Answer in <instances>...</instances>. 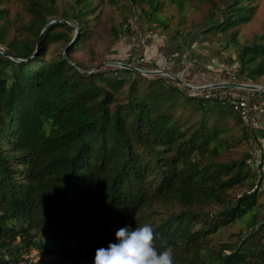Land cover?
<instances>
[{"label": "trees", "instance_id": "obj_1", "mask_svg": "<svg viewBox=\"0 0 264 264\" xmlns=\"http://www.w3.org/2000/svg\"><path fill=\"white\" fill-rule=\"evenodd\" d=\"M3 1L0 264H26L33 252L70 261L83 248L94 264L96 250L117 242L119 228L145 223L158 250L161 239L173 247L174 264H264V233L257 242L249 234L217 250L210 244L245 218L258 233L264 230V156L257 165L249 153L219 160L234 128L262 149L264 127L245 125L230 107L166 76L141 75L138 64L78 71L85 69L73 55L93 38L102 16L93 0L62 6L25 0L27 20L14 35ZM128 2L148 19L162 7L160 0ZM255 2H211L203 33L221 36L224 49L236 50L242 79L259 84L264 33L251 43L238 41ZM112 34L117 40L118 31ZM57 47L63 52H54Z\"/></svg>", "mask_w": 264, "mask_h": 264}, {"label": "rangeland", "instance_id": "obj_2", "mask_svg": "<svg viewBox=\"0 0 264 264\" xmlns=\"http://www.w3.org/2000/svg\"><path fill=\"white\" fill-rule=\"evenodd\" d=\"M162 7L157 17L149 19L141 16L128 0H118L112 4L110 0H93L98 11H101L99 25L94 29L93 38L73 55L86 72L96 70H112L141 64L140 70L167 71L176 75L189 86L203 87L213 81H227L231 70L236 67L237 53L234 48H223L221 36L204 34L205 20L211 11V2L221 7L223 0H160ZM71 0H60V5ZM25 0H4L2 8L8 11V21L11 27L10 35L20 30L27 20L24 10ZM180 3V5H178ZM256 12L250 23L240 26L238 41L241 45L258 40L264 33V0L255 2ZM147 9V6H144ZM218 15V9L213 10ZM163 23V26L160 25ZM203 26V27H202ZM112 28L119 33L115 40ZM130 28V32H126ZM264 42V40L262 41ZM54 52H63L60 47ZM178 53L176 57L172 55ZM177 60V61H176ZM144 76H156L141 74ZM158 76H165L158 74ZM167 77V76H166ZM169 78V77H168ZM171 79V78H170ZM179 87L189 93L195 90L171 79ZM264 83V76L259 78ZM196 93V92H195ZM264 96V95H263ZM233 127V122L229 123ZM260 127H264L263 122ZM232 136L228 138V146L222 152L219 160L237 159L249 153L259 163L260 155L264 156V141L262 149L256 147L252 141L240 139L241 132L234 128ZM262 174L264 175V168ZM244 190L233 192L240 195ZM259 220L264 217V180L259 189ZM249 217V216H248ZM237 221L221 230L211 238V247L219 249L224 243L232 244L240 239L254 235L251 242H257L264 230L257 232L258 227H251L247 222ZM257 233V234H256ZM33 264H92L90 256L83 248L81 255L73 260L65 261L57 256H41L34 252ZM27 264V263H26Z\"/></svg>", "mask_w": 264, "mask_h": 264}, {"label": "built area", "instance_id": "obj_3", "mask_svg": "<svg viewBox=\"0 0 264 264\" xmlns=\"http://www.w3.org/2000/svg\"><path fill=\"white\" fill-rule=\"evenodd\" d=\"M177 55L178 53H174L172 56ZM142 62L144 59H141L140 63ZM141 64L135 69H139ZM245 75L236 66L231 70L227 81H213L203 87L191 86L196 92L191 94H198L226 105L243 119L245 125L260 127L264 119V83L253 84L244 81L242 78ZM256 174L260 176V170L257 168ZM34 258V252L29 254L27 264H33Z\"/></svg>", "mask_w": 264, "mask_h": 264}, {"label": "clouds", "instance_id": "obj_4", "mask_svg": "<svg viewBox=\"0 0 264 264\" xmlns=\"http://www.w3.org/2000/svg\"><path fill=\"white\" fill-rule=\"evenodd\" d=\"M115 237L117 242L96 250L94 264H174L173 247L161 239L158 250L149 223L135 228L121 227Z\"/></svg>", "mask_w": 264, "mask_h": 264}, {"label": "water", "instance_id": "obj_5", "mask_svg": "<svg viewBox=\"0 0 264 264\" xmlns=\"http://www.w3.org/2000/svg\"><path fill=\"white\" fill-rule=\"evenodd\" d=\"M69 63H70L71 65H73V63H71V62H69ZM76 68H77V67H76ZM77 69H78V71L83 72V73H86V74H90V73H92V72H85V71H83V70H81V69H79V68H77ZM134 70L137 71V72L140 73V74H147V75H158V74H161V75H165V76H167V77H169V78H171V79L177 81L178 83H180V84H182V85H185L186 87H188V88H190V89H193L191 86H189V85L183 83V81H181L176 75H174V74H172V73H170V72H167V71H148V72H143V71H141V70H139V69H134Z\"/></svg>", "mask_w": 264, "mask_h": 264}, {"label": "crops", "instance_id": "obj_6", "mask_svg": "<svg viewBox=\"0 0 264 264\" xmlns=\"http://www.w3.org/2000/svg\"><path fill=\"white\" fill-rule=\"evenodd\" d=\"M263 124H264V119H263Z\"/></svg>", "mask_w": 264, "mask_h": 264}]
</instances>
